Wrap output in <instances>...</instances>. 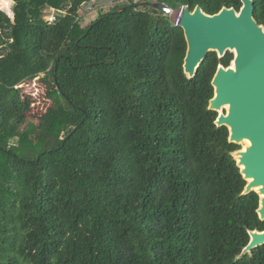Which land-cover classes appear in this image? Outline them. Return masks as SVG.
I'll list each match as a JSON object with an SVG mask.
<instances>
[{
    "label": "trees",
    "instance_id": "1",
    "mask_svg": "<svg viewBox=\"0 0 264 264\" xmlns=\"http://www.w3.org/2000/svg\"><path fill=\"white\" fill-rule=\"evenodd\" d=\"M91 1L0 9V264H264V244L243 255L264 231L260 196L244 194L241 145L210 108L234 54L210 52L190 78L182 27L140 4L242 1L126 0L82 25ZM47 7L64 13L45 20ZM38 77L45 110L22 87Z\"/></svg>",
    "mask_w": 264,
    "mask_h": 264
},
{
    "label": "water",
    "instance_id": "2",
    "mask_svg": "<svg viewBox=\"0 0 264 264\" xmlns=\"http://www.w3.org/2000/svg\"><path fill=\"white\" fill-rule=\"evenodd\" d=\"M241 1L239 11L224 7L216 14L206 13L200 5L194 10L183 6L176 25L182 27L187 41L184 67L190 78L197 75L210 52H216L219 58L227 52L235 53L230 66H218L212 81L215 95L210 108L219 112L217 125L229 128L231 142L250 141L234 156L248 182L244 194H259L258 213L264 220V25L254 17L255 1ZM140 4L171 11L158 1ZM224 106H228L226 113L222 112ZM250 236L243 255L264 244V231H250Z\"/></svg>",
    "mask_w": 264,
    "mask_h": 264
},
{
    "label": "rangeland",
    "instance_id": "3",
    "mask_svg": "<svg viewBox=\"0 0 264 264\" xmlns=\"http://www.w3.org/2000/svg\"><path fill=\"white\" fill-rule=\"evenodd\" d=\"M9 2H10V12H8L6 9L1 7L3 3L6 6H8ZM126 3H128V2H125L124 4H126ZM0 4H1L0 9L4 10L6 13L9 14V16L12 19H14V6H15L14 0H2V2H0ZM86 9L88 11L84 12L83 16L80 18L82 25L89 24L91 21L96 19L101 13L106 12L107 6H106V3L104 2L103 5H99V6L98 5H96V6L95 5L94 6L89 5L88 7H86ZM89 9H91V10L89 11ZM44 13H45L44 19L52 21V20L56 19L57 15L64 13V11H61V10L59 11L54 7H47L44 10ZM169 15H170L172 21L176 23L178 18H179V15H180V10L171 9ZM233 54L235 55L234 52H233ZM40 78L41 77H38L34 81L25 82V83H23L22 87H23L25 93H30L31 95L36 97V99L39 101L36 103V106L40 107V109L45 110L48 107L49 102L43 100L42 96L45 94V87L40 82ZM222 112H224V113L227 112V108L225 106L223 107ZM240 145H241V149H242L245 146L244 141H242L240 143Z\"/></svg>",
    "mask_w": 264,
    "mask_h": 264
},
{
    "label": "built area",
    "instance_id": "4",
    "mask_svg": "<svg viewBox=\"0 0 264 264\" xmlns=\"http://www.w3.org/2000/svg\"><path fill=\"white\" fill-rule=\"evenodd\" d=\"M106 3V6L107 7H110V8H116V6L117 5H119V4H121V3H124V2H126V0H103V1H99V2H96V1H91V2H87V3H84L83 4V6L81 7V9L79 10V12H78V14H79V16L80 17H82L83 16V13L84 12H86V11H88L87 9H86V7H88L89 5H103V3ZM91 9H89V11H90ZM52 21H54V20H52Z\"/></svg>",
    "mask_w": 264,
    "mask_h": 264
},
{
    "label": "bare ground",
    "instance_id": "5",
    "mask_svg": "<svg viewBox=\"0 0 264 264\" xmlns=\"http://www.w3.org/2000/svg\"><path fill=\"white\" fill-rule=\"evenodd\" d=\"M226 108H228V106H226ZM244 144H245V146L243 148L245 149V147L250 144V141L249 140H244Z\"/></svg>",
    "mask_w": 264,
    "mask_h": 264
}]
</instances>
